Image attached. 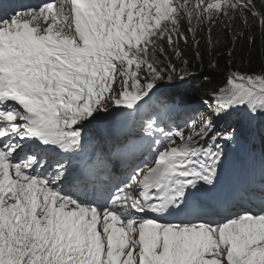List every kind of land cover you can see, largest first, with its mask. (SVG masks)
Segmentation results:
<instances>
[{
  "label": "snow or ice",
  "instance_id": "obj_1",
  "mask_svg": "<svg viewBox=\"0 0 264 264\" xmlns=\"http://www.w3.org/2000/svg\"><path fill=\"white\" fill-rule=\"evenodd\" d=\"M249 15L264 26L254 0L0 4V264H264V157L226 175L254 122L264 143V72H229L196 118L158 92L190 75L159 67L163 41L179 56ZM113 113L122 135L93 136Z\"/></svg>",
  "mask_w": 264,
  "mask_h": 264
},
{
  "label": "trees",
  "instance_id": "obj_2",
  "mask_svg": "<svg viewBox=\"0 0 264 264\" xmlns=\"http://www.w3.org/2000/svg\"><path fill=\"white\" fill-rule=\"evenodd\" d=\"M254 2L258 9L264 6V0H254ZM186 27L185 24L181 30L185 31ZM186 34L187 42L179 40L178 44L173 46L179 49V56L177 52L168 49L165 41H163L165 56H161L158 50L156 53L161 61L159 67L164 68L168 63L176 67L183 65L190 74L181 88L180 95L174 93L175 90L174 92L170 89L166 90V93L175 95L179 100L181 97H186L191 101L202 102L208 98L209 93L223 85L231 71L255 74L264 72V26H261L259 18L249 15L247 25L237 20L230 30L221 26L213 27L211 44L208 41L207 28L197 35L195 40L190 33ZM250 36L254 37V41L249 40ZM197 52L200 53V58H197ZM258 131L256 136H251V146L264 148L261 128Z\"/></svg>",
  "mask_w": 264,
  "mask_h": 264
},
{
  "label": "rangeland",
  "instance_id": "obj_3",
  "mask_svg": "<svg viewBox=\"0 0 264 264\" xmlns=\"http://www.w3.org/2000/svg\"><path fill=\"white\" fill-rule=\"evenodd\" d=\"M177 68V71H180L181 69H184V66L183 65H181V67H176ZM119 86H120V81H119V78L117 79V82H116V84H115V87L117 88V89H119ZM201 103V102H200ZM202 105H199L198 103H196V106H197V108L198 109H196V107L194 106V111L195 112H197L198 110V112L196 113L197 115H198V113H200V112H204L205 114H207V108H206V106L203 104V102L201 103ZM256 122H254V124H253V128L250 130V131H246V133H245V139H244V141H242V143L244 144V145H247L248 143H249V139H248V136H247V134H249V133H251V132H253V130H255V127H256ZM91 133H92V129H91Z\"/></svg>",
  "mask_w": 264,
  "mask_h": 264
},
{
  "label": "bare ground",
  "instance_id": "obj_4",
  "mask_svg": "<svg viewBox=\"0 0 264 264\" xmlns=\"http://www.w3.org/2000/svg\"><path fill=\"white\" fill-rule=\"evenodd\" d=\"M17 1L20 2L21 0H17ZM19 4H21V3H19ZM34 4L39 5L40 2H37V3H34ZM165 42H167V41H165ZM193 101H194V102H195V101L197 102V100H193ZM197 103H198L199 105H202L200 102H197ZM187 104H188V103H187ZM187 104H186V105H187ZM191 105H192V107L187 108V109L189 110V113H190V114L194 115V114H196L199 110H198L197 112H195V111H194V109H195V108H194V103H191ZM195 107H196V109H198L196 105H195ZM178 118H179V119H183V114H181V116L178 117ZM178 118H177V122H179Z\"/></svg>",
  "mask_w": 264,
  "mask_h": 264
}]
</instances>
